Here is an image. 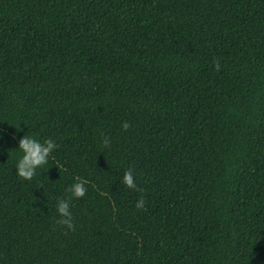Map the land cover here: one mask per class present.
Wrapping results in <instances>:
<instances>
[{"label":"trees","instance_id":"16d2710c","mask_svg":"<svg viewBox=\"0 0 264 264\" xmlns=\"http://www.w3.org/2000/svg\"><path fill=\"white\" fill-rule=\"evenodd\" d=\"M0 264H264V0H0Z\"/></svg>","mask_w":264,"mask_h":264}]
</instances>
